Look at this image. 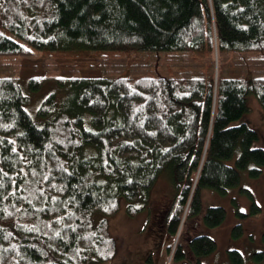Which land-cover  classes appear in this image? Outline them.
Instances as JSON below:
<instances>
[{
    "label": "trees",
    "instance_id": "trees-1",
    "mask_svg": "<svg viewBox=\"0 0 264 264\" xmlns=\"http://www.w3.org/2000/svg\"><path fill=\"white\" fill-rule=\"evenodd\" d=\"M46 51L263 55L264 0H0V56ZM58 81L69 94L60 109L54 95L42 103L47 122L39 127L19 80L0 77V264H108L117 245L106 218L119 212L121 198L147 204L165 171L176 189L172 236L201 213L204 189L225 195L241 170L252 178L262 172L258 133L234 123L249 112V96L264 114V78ZM43 82L30 79V90ZM96 213L106 218L95 223ZM225 219L223 208L211 207L203 223L216 228ZM242 234L235 226L233 237ZM188 248L201 258L217 244L201 235ZM229 256L244 263L238 251ZM252 258L262 262L264 253Z\"/></svg>",
    "mask_w": 264,
    "mask_h": 264
},
{
    "label": "rangeland",
    "instance_id": "rangeland-1",
    "mask_svg": "<svg viewBox=\"0 0 264 264\" xmlns=\"http://www.w3.org/2000/svg\"><path fill=\"white\" fill-rule=\"evenodd\" d=\"M0 77L17 78L23 93L30 98L27 112L37 126H44L38 111L51 95L60 109L69 94V88L58 80L71 78H139V77H245L264 78V54H226L213 56H180L164 52L139 54L108 51L38 52L35 56H0ZM43 79L40 89L32 92L29 81ZM249 112L234 125L247 124L259 135L254 148L264 149V114L254 96L247 99ZM238 152L226 164L234 167ZM254 165H252L253 167ZM259 177L252 178L249 169L240 171V184L221 195L214 190L202 191V210L196 217L186 220L176 235L167 231V216L173 206L176 189L171 175L165 171L154 188L147 204L120 199L119 212L109 218L100 213L94 215L95 223L108 221L109 234L116 241L117 255L108 264H233L230 251H238L243 264H264L252 258L264 253V167ZM243 190L249 191L261 211L251 214L252 200ZM129 206L140 210L134 217L128 215ZM211 207L226 211L224 223L209 228L203 216ZM242 213L243 216L238 215ZM241 225L243 234L233 237L235 226ZM209 236L216 244V251L205 257H195L188 242L195 236ZM185 255L180 260V254Z\"/></svg>",
    "mask_w": 264,
    "mask_h": 264
}]
</instances>
